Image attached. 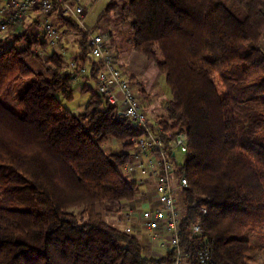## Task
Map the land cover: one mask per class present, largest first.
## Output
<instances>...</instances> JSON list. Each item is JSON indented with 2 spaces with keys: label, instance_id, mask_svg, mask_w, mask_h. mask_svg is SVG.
Segmentation results:
<instances>
[{
  "label": "trees",
  "instance_id": "obj_1",
  "mask_svg": "<svg viewBox=\"0 0 264 264\" xmlns=\"http://www.w3.org/2000/svg\"><path fill=\"white\" fill-rule=\"evenodd\" d=\"M55 11L80 36L74 67L61 50L35 53L46 44L28 31L9 44L0 38V264H173L174 250L147 256L103 216L138 196L122 167L129 140L144 131L97 91L98 60L76 80L88 36L62 5ZM104 23L130 24L135 52L165 74L172 94L156 121L168 134H189L180 234L191 264L198 245L209 248L210 264H249L251 238L264 234V0H109L97 27ZM22 81L29 105L19 113L12 102ZM77 82L89 99L76 113L66 104ZM112 141L126 144L106 151Z\"/></svg>",
  "mask_w": 264,
  "mask_h": 264
},
{
  "label": "built area",
  "instance_id": "obj_2",
  "mask_svg": "<svg viewBox=\"0 0 264 264\" xmlns=\"http://www.w3.org/2000/svg\"><path fill=\"white\" fill-rule=\"evenodd\" d=\"M55 4L62 5L65 14L72 17L88 36L87 63L76 80L79 81L80 76L88 74L91 60H98L102 70L97 77V91L104 95L110 104L117 106L122 115L144 131L142 135L129 140L128 143L133 147L132 154L122 171L132 176V181L136 182L138 187L146 188L147 206L139 210L130 205L115 213V227L139 240H142V234L146 233L150 241L158 247L165 251H175L173 264H191L193 252L182 246L180 234L184 209L183 193L189 185L188 178L180 170V164L183 156L189 151V134L187 131L168 134L157 121L154 124L149 122L140 99L118 68L115 53L107 45L106 36L92 31L87 26V6L81 0H75L73 4L66 0H7V3L0 7V32L24 26L32 19L33 24L42 31L40 45L46 44L43 48L35 46L34 52L41 50L48 54L64 37L51 19ZM74 64V58L70 59L69 65L74 67ZM125 144L126 142H121L116 145L122 147ZM203 213H207L204 208ZM103 216L109 218L110 214L103 212ZM135 222L139 223V227L134 226ZM191 232L193 237L200 236L201 225L193 223ZM195 255L199 264H210L211 254L208 247L198 245Z\"/></svg>",
  "mask_w": 264,
  "mask_h": 264
},
{
  "label": "rangeland",
  "instance_id": "obj_3",
  "mask_svg": "<svg viewBox=\"0 0 264 264\" xmlns=\"http://www.w3.org/2000/svg\"><path fill=\"white\" fill-rule=\"evenodd\" d=\"M68 3L73 4L75 0H66ZM82 3L87 6L88 14L86 17V24L87 26L93 30V25L95 24V21L97 19V16L101 13L103 8L106 6V4L109 2V0H91L88 4H85L84 0H81ZM105 24V23H104ZM106 25V24H105ZM107 26L106 27H111ZM105 27V26H104ZM122 29L113 31L111 37L106 36V43L109 46V48L115 53V56L118 57L117 51H120L121 56L126 57H132L135 50L133 48V45L130 43V39L133 36V32L131 29L130 24H123L121 25ZM97 32V31H96ZM29 34H32L34 37H41L42 31L40 28L33 25V28L29 32ZM7 35V32H0V38ZM76 38H79V35H76ZM10 42H8L9 44ZM61 45L64 44V41L60 42ZM65 49V55H66V61L69 62L70 59L74 58L73 53V46L69 42V44L63 45ZM117 49V50H116ZM53 50V49H52ZM138 56V55H137ZM142 57H139V59ZM33 60L36 61L34 58H30L29 62L33 66L34 63ZM117 63L118 59L116 58ZM118 68L124 73V76L131 84L135 94L138 96L141 102L142 109L144 113L147 115L148 120L151 124H154L157 120V117L162 114L164 105L171 99L172 94L170 91V88L167 84L165 74L161 73L156 67L152 66L153 63L150 61H147L146 59H141L135 64L134 69H129V66L127 62H123L122 59L117 64ZM34 68V67H33ZM204 70L211 73L222 93V95H225L226 90L219 78V75L216 73L215 69L210 65H205ZM139 71V72H138ZM135 77V78H134ZM151 82V90L145 91L147 93L148 98L143 99V96H140V90L142 86H144L146 83ZM146 82V83H145ZM20 84V83H18ZM16 84V86L18 85ZM80 83L77 82L75 84V96L74 100L70 103H67L66 106L68 109H70L73 112H80L84 108L81 109V105L85 104L89 99V94H85L81 92ZM19 87L22 89L21 84ZM20 88L15 87L14 91L16 90L20 92ZM19 89V90H18ZM26 91H24L25 93ZM15 94V93H14ZM17 97V96H16ZM29 97L28 93L26 92L25 100H27ZM15 98V97H14ZM18 98V97H17ZM16 100V99H15ZM24 100V101H25ZM13 103H16L13 101ZM18 111V108L20 106L17 104H13ZM21 105V104H20ZM18 106V107H17ZM66 108V107H65ZM66 108V109H67ZM19 112V111H18ZM21 113V112H19ZM106 151H121L120 146L116 145V142L112 141L105 145ZM122 174L128 179L133 180L132 176L122 171ZM139 191V187H138ZM142 209V206H141ZM144 254L145 255H151L152 253H157L158 255H162L163 251L154 249V245H152L149 242L143 241L142 242ZM251 247H252V253L249 258V264H264V234L257 233L252 236L251 238Z\"/></svg>",
  "mask_w": 264,
  "mask_h": 264
},
{
  "label": "crops",
  "instance_id": "obj_4",
  "mask_svg": "<svg viewBox=\"0 0 264 264\" xmlns=\"http://www.w3.org/2000/svg\"><path fill=\"white\" fill-rule=\"evenodd\" d=\"M90 1L91 0H84L85 4H88ZM6 3H7V0H0V7L3 6V5H5ZM35 16L36 15H33V17H35ZM98 16H97V18H98ZM51 19H52L53 23L55 24V26L59 29V31H61L64 34V37L61 40L62 42L64 41V44L63 45L69 44V42H70L71 45L73 46V53H74V55L77 54L78 53V39L80 40V36H79V38H76V35H78V34L75 33V32H73L72 30L67 29V27L60 21V18H59V16H58V14H57L56 11L51 15ZM105 24H103L102 28L97 27V19H96L95 24L93 25L94 32L97 31L96 33H101V34H104L105 36H108V37H111L113 31H115V30H120V32H121V29H122L121 25H112L109 28V27H106L107 24L106 25ZM33 25H34L33 24V20L30 19L24 26H20V27H17V28H14V29H11V30L7 31V35L4 36V37H2V39H6V42H12V38H10V39L7 38L9 35H12V34L21 35L23 33H26L27 31L30 32L31 29L33 28ZM130 43L132 44V38L130 39ZM63 45H61V43H59L53 49L54 50H64V52H65V49H64V46ZM260 47L264 50V35H263V38H262V40L260 42ZM79 50H80V47H79ZM117 54H118L117 55L118 57H116V58L118 59V63L122 59L123 62H127L128 66H129V69H131V70L135 68V64L138 61H140L141 59H146L147 61H149L147 58H145L144 56L138 54L137 52H134V54L132 55V57L121 56L120 51H117ZM139 57H142V58L139 59ZM32 63H34V65H35V66H33L34 69H38L40 67V64L37 62V60L36 61L33 60ZM152 66L155 67L154 64ZM21 84L24 87H22V89L20 88V92H18V93L16 92L14 94V97L16 99L14 102H16V103H13V102L12 103L15 104V105L18 104L20 106V108H18V111L19 112H24L25 109L27 108V106L29 105V102L27 100L23 99L26 96V92L24 93L25 88H26V86H25L26 85V82H23L22 81ZM151 88H152L151 82H148L144 86H142L141 89H143V90H145V91L148 92V91L151 90ZM85 106H86L85 104L81 105V109L82 108H85ZM147 201H148V196H147V193H146V188L144 186H140L139 187V193H138L137 198L134 199L131 203H129L128 206L131 205L132 207H135V208H138L139 210H142V209H145L146 208ZM141 206H142V209H141ZM103 208L104 209L107 208L110 211L115 210L114 207L111 206V205H109V204H102V206H101L100 209H103ZM110 219L114 222L115 215L114 214H110ZM134 226L135 227H137V226L139 227V223L138 222H135L134 223ZM140 241L141 242H143V241L149 242L152 245H154L153 246L154 249L161 250V251H163V253H165V250L164 249L158 247L157 245H155L153 242L150 241V239L148 237V234H146V233L145 234H142V240H140ZM151 255H157L158 256L157 253H152Z\"/></svg>",
  "mask_w": 264,
  "mask_h": 264
},
{
  "label": "water",
  "instance_id": "obj_5",
  "mask_svg": "<svg viewBox=\"0 0 264 264\" xmlns=\"http://www.w3.org/2000/svg\"><path fill=\"white\" fill-rule=\"evenodd\" d=\"M120 115H122V113L120 112Z\"/></svg>",
  "mask_w": 264,
  "mask_h": 264
}]
</instances>
